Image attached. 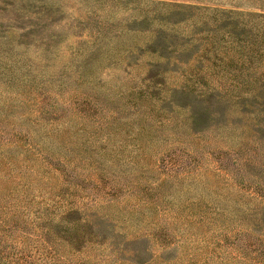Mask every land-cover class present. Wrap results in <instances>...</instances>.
I'll return each instance as SVG.
<instances>
[{
	"label": "rangeland",
	"instance_id": "obj_1",
	"mask_svg": "<svg viewBox=\"0 0 264 264\" xmlns=\"http://www.w3.org/2000/svg\"><path fill=\"white\" fill-rule=\"evenodd\" d=\"M262 15L264 0H0V211L25 239L6 252L264 264Z\"/></svg>",
	"mask_w": 264,
	"mask_h": 264
},
{
	"label": "trees",
	"instance_id": "obj_2",
	"mask_svg": "<svg viewBox=\"0 0 264 264\" xmlns=\"http://www.w3.org/2000/svg\"><path fill=\"white\" fill-rule=\"evenodd\" d=\"M262 17H264V15H262ZM9 163H12V162L9 161ZM7 187L9 189V186ZM11 206L10 208H12ZM1 217H2V212L0 211V231H2V233L0 234V264H26L28 257L33 256V254L29 252V250L25 248L22 249L19 246L20 248H18V250L14 248V251L11 250L10 253L6 252L7 248L11 249L12 247V246L10 247L7 244H5V241H8L9 238L16 240V242L19 240L18 243H23V244L25 243V239L23 240L19 239L18 236H14L13 234L14 232H16V230L21 228L20 223L12 218L1 219ZM42 233H45V235L46 234L49 235L50 231H48L47 229L46 231ZM35 245L37 244L35 243ZM45 245L46 243L43 244V246ZM39 259L41 261L40 264H63V261H62L63 257L55 256V254H52L51 251H47V252L40 251Z\"/></svg>",
	"mask_w": 264,
	"mask_h": 264
}]
</instances>
